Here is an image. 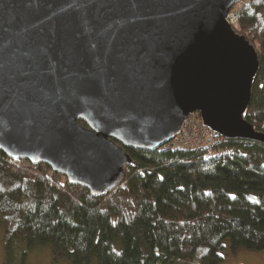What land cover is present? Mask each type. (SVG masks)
Returning a JSON list of instances; mask_svg holds the SVG:
<instances>
[{
	"label": "water",
	"instance_id": "95a60500",
	"mask_svg": "<svg viewBox=\"0 0 264 264\" xmlns=\"http://www.w3.org/2000/svg\"><path fill=\"white\" fill-rule=\"evenodd\" d=\"M236 1L0 0V152L95 195L123 148H159L192 112L264 144L242 119L257 56L225 21Z\"/></svg>",
	"mask_w": 264,
	"mask_h": 264
},
{
	"label": "trees",
	"instance_id": "16d2710c",
	"mask_svg": "<svg viewBox=\"0 0 264 264\" xmlns=\"http://www.w3.org/2000/svg\"><path fill=\"white\" fill-rule=\"evenodd\" d=\"M231 28L257 56L242 119L264 133V0H248ZM123 149L128 164L95 195L0 152L1 264H24L36 244L69 264H219L224 239L264 250L263 143L223 139L212 154Z\"/></svg>",
	"mask_w": 264,
	"mask_h": 264
},
{
	"label": "built area",
	"instance_id": "2783aa9c",
	"mask_svg": "<svg viewBox=\"0 0 264 264\" xmlns=\"http://www.w3.org/2000/svg\"><path fill=\"white\" fill-rule=\"evenodd\" d=\"M248 0H237L228 10L225 21L232 26L237 23L240 9ZM224 138L216 132L209 130L203 125L197 112L189 113L180 124L178 130L165 142L161 149H198L204 148L207 154L218 152L212 149L213 145Z\"/></svg>",
	"mask_w": 264,
	"mask_h": 264
},
{
	"label": "rangeland",
	"instance_id": "374dc122",
	"mask_svg": "<svg viewBox=\"0 0 264 264\" xmlns=\"http://www.w3.org/2000/svg\"><path fill=\"white\" fill-rule=\"evenodd\" d=\"M1 237L2 230L0 227V264L4 259ZM23 247L24 245L20 244V246L15 248L18 255L21 253ZM218 252L221 256L219 264H264V250L249 251L242 248L232 249L228 239H224L221 242V247ZM24 264H69V262L64 258L56 262L52 261L49 246L36 244L28 251ZM89 264H95V260H92Z\"/></svg>",
	"mask_w": 264,
	"mask_h": 264
}]
</instances>
